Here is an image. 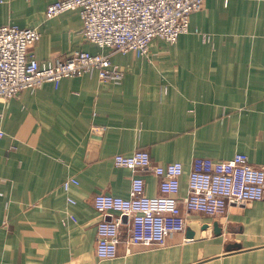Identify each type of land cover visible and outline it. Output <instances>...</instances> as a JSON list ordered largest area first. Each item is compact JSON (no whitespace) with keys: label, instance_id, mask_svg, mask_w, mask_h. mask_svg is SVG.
<instances>
[{"label":"crops","instance_id":"obj_1","mask_svg":"<svg viewBox=\"0 0 264 264\" xmlns=\"http://www.w3.org/2000/svg\"><path fill=\"white\" fill-rule=\"evenodd\" d=\"M55 1L0 0V26L38 28L28 53L41 61L112 52L85 38L78 9L48 19ZM112 60L125 71L119 82L85 72L0 97V264H264V200L189 213L164 245L123 241L104 260L93 203L102 192L129 197L135 176L161 193L151 168L114 162L140 148L155 165L184 163L182 196L196 157L242 152L264 163V0H205L176 43L156 38L148 55ZM70 177L79 184L66 190Z\"/></svg>","mask_w":264,"mask_h":264},{"label":"built area","instance_id":"obj_2","mask_svg":"<svg viewBox=\"0 0 264 264\" xmlns=\"http://www.w3.org/2000/svg\"><path fill=\"white\" fill-rule=\"evenodd\" d=\"M205 0H57L46 10L48 19L68 10L81 13L85 38L111 53L77 50L71 55L45 61L28 53L42 38L36 27L0 26V97L11 99L43 83L96 73L102 81H121L125 71L112 54L136 51L148 55L152 42L161 38L174 44L190 31V17ZM4 132L0 131V135ZM114 162L132 170L152 169L160 178L158 195L146 193L145 179L135 176L129 197L98 193L95 208L103 215L97 223V256L115 259L118 246L127 241L145 246L164 245L168 237L187 228L192 212L218 216L231 204L264 200V163L254 164L246 153L221 160L196 157L188 174V193L181 195L185 166L181 161L155 165L146 149L117 154ZM76 177L64 182L69 190ZM69 201L75 200L69 197ZM127 219V220H125ZM124 227L127 232L124 237Z\"/></svg>","mask_w":264,"mask_h":264},{"label":"water","instance_id":"obj_3","mask_svg":"<svg viewBox=\"0 0 264 264\" xmlns=\"http://www.w3.org/2000/svg\"><path fill=\"white\" fill-rule=\"evenodd\" d=\"M219 231V229L217 228V232ZM188 235L189 236H192V231H190L189 233H188Z\"/></svg>","mask_w":264,"mask_h":264}]
</instances>
